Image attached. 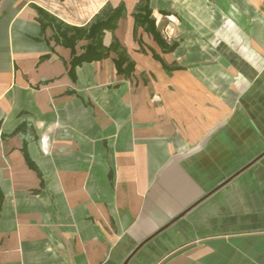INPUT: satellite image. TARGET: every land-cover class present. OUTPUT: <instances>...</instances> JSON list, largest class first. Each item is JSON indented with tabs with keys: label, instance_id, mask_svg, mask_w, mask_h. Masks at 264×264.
I'll use <instances>...</instances> for the list:
<instances>
[{
	"label": "crops",
	"instance_id": "1",
	"mask_svg": "<svg viewBox=\"0 0 264 264\" xmlns=\"http://www.w3.org/2000/svg\"><path fill=\"white\" fill-rule=\"evenodd\" d=\"M140 2L0 0V264H264V0Z\"/></svg>",
	"mask_w": 264,
	"mask_h": 264
},
{
	"label": "trees",
	"instance_id": "2",
	"mask_svg": "<svg viewBox=\"0 0 264 264\" xmlns=\"http://www.w3.org/2000/svg\"><path fill=\"white\" fill-rule=\"evenodd\" d=\"M125 8L124 6H120L119 8L109 12L107 10L104 11L103 15L97 16L96 21L92 26L88 29H85V35L90 37L93 41V45L88 47V51L85 54L83 59H97L101 57H105L107 54L101 53L100 49L105 51L106 49L102 45V39L106 30H115L117 28L118 21L124 16ZM136 24L145 31L150 32L156 41L167 51H174L177 47L176 43L169 45L166 41L161 37L159 33L155 19L152 18V10L149 6V0H146V4H140L137 8V12L135 14ZM95 43V45H94ZM112 49L114 51H120V45L114 44L112 45ZM119 60L116 62L118 67V72L120 74H124L126 76H130L133 71V64L127 59V57L123 54H119ZM127 63L126 67L123 68V65Z\"/></svg>",
	"mask_w": 264,
	"mask_h": 264
},
{
	"label": "rangeland",
	"instance_id": "3",
	"mask_svg": "<svg viewBox=\"0 0 264 264\" xmlns=\"http://www.w3.org/2000/svg\"><path fill=\"white\" fill-rule=\"evenodd\" d=\"M140 4H142V5H144V4H146V0H141V2H140ZM149 6H150V8H151V10H152V18H154L153 17V12L155 11H157V12H161V4L160 3H154V4H151V0H149ZM162 8L164 9V10H162V11H167V13H169V14H171V13H173V11L172 10H166V9H169L168 7H166V9L164 8V6H162ZM187 10L189 9L188 7L186 8ZM201 9V8H200ZM200 15H201V13H199ZM201 16H199V18H200ZM201 19V18H200ZM158 29V28H157Z\"/></svg>",
	"mask_w": 264,
	"mask_h": 264
},
{
	"label": "water",
	"instance_id": "4",
	"mask_svg": "<svg viewBox=\"0 0 264 264\" xmlns=\"http://www.w3.org/2000/svg\"><path fill=\"white\" fill-rule=\"evenodd\" d=\"M263 156H264V152L262 153L261 156H259L258 158H256V160H254V162H251V164H249V166L252 165L253 163H255L256 161H258V160H259L261 157H263ZM249 166H247V167H249ZM175 221H176V220H175ZM175 221H174V222H175ZM174 222H172V223H174ZM170 225H171V224H170ZM170 225H168V226H170ZM168 226H167V227H168ZM142 246H143V244H142L141 246H139V247L135 250V252H133V254L130 256V258L133 257V255H135L136 252H137ZM130 258L127 259L126 262H125L124 264H128Z\"/></svg>",
	"mask_w": 264,
	"mask_h": 264
}]
</instances>
